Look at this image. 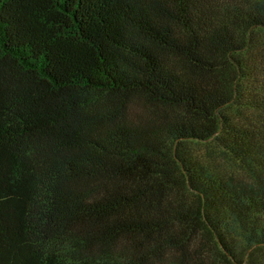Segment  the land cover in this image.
Returning <instances> with one entry per match:
<instances>
[{"label":"trees","instance_id":"trees-1","mask_svg":"<svg viewBox=\"0 0 264 264\" xmlns=\"http://www.w3.org/2000/svg\"><path fill=\"white\" fill-rule=\"evenodd\" d=\"M0 264H264V0H0Z\"/></svg>","mask_w":264,"mask_h":264},{"label":"rangeland","instance_id":"rangeland-1","mask_svg":"<svg viewBox=\"0 0 264 264\" xmlns=\"http://www.w3.org/2000/svg\"><path fill=\"white\" fill-rule=\"evenodd\" d=\"M197 152L211 169L225 177H232L236 180H247L246 175L239 167L222 151L211 143L199 145Z\"/></svg>","mask_w":264,"mask_h":264}]
</instances>
